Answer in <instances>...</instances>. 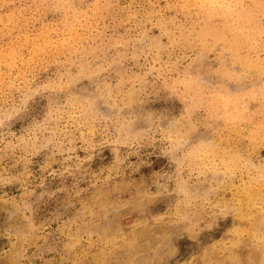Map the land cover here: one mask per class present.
I'll return each mask as SVG.
<instances>
[{"label":"rangeland","instance_id":"rangeland-1","mask_svg":"<svg viewBox=\"0 0 264 264\" xmlns=\"http://www.w3.org/2000/svg\"><path fill=\"white\" fill-rule=\"evenodd\" d=\"M262 62L260 0H0V264H264Z\"/></svg>","mask_w":264,"mask_h":264},{"label":"snow or ice","instance_id":"snow-or-ice-1","mask_svg":"<svg viewBox=\"0 0 264 264\" xmlns=\"http://www.w3.org/2000/svg\"><path fill=\"white\" fill-rule=\"evenodd\" d=\"M260 7L264 9V0H260ZM259 71L261 73V76L264 77V62L261 63ZM261 93H264V83L260 85ZM262 240H264V236L261 237Z\"/></svg>","mask_w":264,"mask_h":264},{"label":"bare ground","instance_id":"bare-ground-1","mask_svg":"<svg viewBox=\"0 0 264 264\" xmlns=\"http://www.w3.org/2000/svg\"><path fill=\"white\" fill-rule=\"evenodd\" d=\"M257 196V195H256ZM262 224V223H261Z\"/></svg>","mask_w":264,"mask_h":264}]
</instances>
